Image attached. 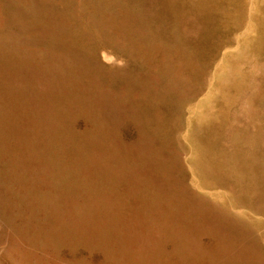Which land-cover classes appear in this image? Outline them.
I'll list each match as a JSON object with an SVG mask.
<instances>
[{
  "label": "rangeland",
  "instance_id": "374dc122",
  "mask_svg": "<svg viewBox=\"0 0 264 264\" xmlns=\"http://www.w3.org/2000/svg\"><path fill=\"white\" fill-rule=\"evenodd\" d=\"M0 264H264V0H0Z\"/></svg>",
  "mask_w": 264,
  "mask_h": 264
}]
</instances>
